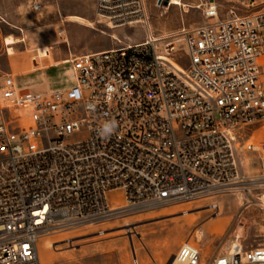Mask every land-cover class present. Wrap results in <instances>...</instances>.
<instances>
[{
	"label": "built area",
	"instance_id": "obj_1",
	"mask_svg": "<svg viewBox=\"0 0 264 264\" xmlns=\"http://www.w3.org/2000/svg\"><path fill=\"white\" fill-rule=\"evenodd\" d=\"M162 0H160L161 2ZM109 29L143 21L144 0H96ZM172 37L75 57L73 87L0 89V264H42L38 241L116 214L151 212L244 186L236 132L264 122V5ZM36 5L35 9H39ZM176 44L187 60L181 64ZM81 106L82 117H74ZM116 122L109 137L105 121ZM86 127L84 140H68ZM247 150L263 152L264 144ZM123 193L112 208L108 193ZM237 241L210 264H264V245ZM177 264H199L187 241Z\"/></svg>",
	"mask_w": 264,
	"mask_h": 264
},
{
	"label": "rangeland",
	"instance_id": "obj_2",
	"mask_svg": "<svg viewBox=\"0 0 264 264\" xmlns=\"http://www.w3.org/2000/svg\"><path fill=\"white\" fill-rule=\"evenodd\" d=\"M225 1L240 6L230 7L227 13H238L241 9L254 12L264 3V0H218L222 5H233ZM56 3L65 11L90 9L88 0H56ZM182 3L185 7L169 5L165 0H149L143 21L132 26L138 27V41L147 34L172 37L183 29L218 22V19L205 17L207 7L201 1L182 0ZM68 27L72 30L70 23ZM90 30L111 35L116 29H109L102 23ZM13 32V28L0 22V89L3 77L10 72L4 41ZM27 46L34 47V41L30 40ZM176 49L181 54V64L185 63L187 50L183 44H176ZM25 60V57L19 58L13 63L18 91L46 93L67 89L76 83L71 64L37 69L33 73L21 72ZM35 62L39 66L45 63L41 59ZM83 112L79 106L74 117H82ZM81 129L68 142L84 140L87 128ZM236 134V157L247 181L244 186L191 203L151 212L116 214L97 225L44 235L38 241L42 264H137L136 261L138 264H169L187 241L199 248V264H210L216 254L229 250L237 241L242 242L244 248L264 245V203L260 200L264 194V153L247 150L248 145L264 144V122L243 127ZM108 199L112 207L122 205L123 193L110 192ZM215 204L219 208H213Z\"/></svg>",
	"mask_w": 264,
	"mask_h": 264
},
{
	"label": "crops",
	"instance_id": "obj_3",
	"mask_svg": "<svg viewBox=\"0 0 264 264\" xmlns=\"http://www.w3.org/2000/svg\"><path fill=\"white\" fill-rule=\"evenodd\" d=\"M148 1L144 0V4H148ZM198 1H201L203 6L214 3L218 8L220 17L223 19L229 18L231 12L240 16L252 13L243 9L239 10L238 13L234 11L227 13L230 7L233 8L238 5L235 2L225 1L227 4H233L225 6L220 4L218 0ZM88 2H90V9L65 11L58 6L56 0H0V22L6 23L14 30L12 34H8L6 37L12 36L21 40V43L12 46L14 49L13 54H9L7 51L9 55V74L15 76L16 71H14L13 63L14 60L19 58L25 57L26 59L23 62L24 68L19 71L33 73L37 69L63 64L72 65L71 61L75 57L142 42L141 40L138 41V27L123 26V28L116 29L111 35L105 32L94 33L91 31L90 29H94L96 24L102 25V22H100L97 15L98 4H96V0H88ZM36 5H40V8L35 9ZM70 17H79L86 22L71 21L69 20ZM87 22L91 23L92 26L89 27ZM69 23L72 30L68 27ZM17 31L21 34H16ZM30 40L35 43V46L31 49L27 46ZM41 48L47 50L43 49L45 55L39 54ZM37 59L44 60L45 63L39 66L35 62Z\"/></svg>",
	"mask_w": 264,
	"mask_h": 264
},
{
	"label": "bare ground",
	"instance_id": "obj_4",
	"mask_svg": "<svg viewBox=\"0 0 264 264\" xmlns=\"http://www.w3.org/2000/svg\"><path fill=\"white\" fill-rule=\"evenodd\" d=\"M169 1V5H173V6H177V7H185L183 5V3L181 2V0H168ZM160 6V5H159ZM69 20L71 21H80V22H86L84 21L83 19L79 18V17H70ZM88 26H92L91 23L87 22ZM112 37L115 39V37L112 35ZM21 42V40L19 38H15V37H12V36H9L8 38L5 39V44L9 47L8 48V51H9V54H13L14 53V49L12 48L13 45L17 44ZM39 54L40 55H45V51L41 48L40 51H39ZM260 200L264 203V194L261 195V198ZM117 206L115 207H112V208H116ZM213 208H219V205L215 204V205H212ZM136 263L138 264V261H136ZM170 264H177L175 262V260H172Z\"/></svg>",
	"mask_w": 264,
	"mask_h": 264
},
{
	"label": "clouds",
	"instance_id": "obj_5",
	"mask_svg": "<svg viewBox=\"0 0 264 264\" xmlns=\"http://www.w3.org/2000/svg\"><path fill=\"white\" fill-rule=\"evenodd\" d=\"M116 127L117 125L114 120L105 121L98 129V133L100 136L107 138L115 132Z\"/></svg>",
	"mask_w": 264,
	"mask_h": 264
},
{
	"label": "water",
	"instance_id": "obj_6",
	"mask_svg": "<svg viewBox=\"0 0 264 264\" xmlns=\"http://www.w3.org/2000/svg\"><path fill=\"white\" fill-rule=\"evenodd\" d=\"M167 2H168V0H165V3H167ZM172 260H174V257H173V259H171V261H172ZM171 261H170V263H171ZM170 263H169V264H170Z\"/></svg>",
	"mask_w": 264,
	"mask_h": 264
}]
</instances>
